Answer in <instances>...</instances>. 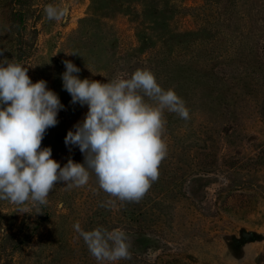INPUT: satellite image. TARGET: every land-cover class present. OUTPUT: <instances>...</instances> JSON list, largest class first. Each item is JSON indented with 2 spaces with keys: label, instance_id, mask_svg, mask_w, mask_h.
Masks as SVG:
<instances>
[{
  "label": "rangeland",
  "instance_id": "obj_1",
  "mask_svg": "<svg viewBox=\"0 0 264 264\" xmlns=\"http://www.w3.org/2000/svg\"><path fill=\"white\" fill-rule=\"evenodd\" d=\"M47 4L68 16L49 21ZM0 49L64 105L41 143L61 167L84 162L64 138L88 111L63 89V60L102 83L148 68L190 115L165 111L167 156L139 202L94 174L46 205L0 200V264H264V0H0ZM77 221L123 230L132 258L98 262Z\"/></svg>",
  "mask_w": 264,
  "mask_h": 264
},
{
  "label": "clouds",
  "instance_id": "obj_2",
  "mask_svg": "<svg viewBox=\"0 0 264 264\" xmlns=\"http://www.w3.org/2000/svg\"><path fill=\"white\" fill-rule=\"evenodd\" d=\"M69 11L54 4L44 7L49 21H62ZM3 51L0 49V56ZM62 63L63 89L72 104L88 109L64 138L69 151L72 146L79 148L84 162L69 158L61 167L52 159L51 147H41L46 131L58 124L57 115L64 105L45 80L33 83L27 67L15 58L0 59V200L46 205L57 183L62 182L65 189L83 187L94 174L109 197L139 202L158 180L159 167L167 156L165 111L187 121L189 109L175 90L164 89L148 68L102 83L81 79L80 68L70 60ZM113 202L110 199L101 206ZM73 228L98 262L132 258L123 230L109 231L101 226L85 231L78 221Z\"/></svg>",
  "mask_w": 264,
  "mask_h": 264
},
{
  "label": "trees",
  "instance_id": "obj_3",
  "mask_svg": "<svg viewBox=\"0 0 264 264\" xmlns=\"http://www.w3.org/2000/svg\"><path fill=\"white\" fill-rule=\"evenodd\" d=\"M168 190H169V188H168V185H167V188L165 189L164 192H166V191H168ZM148 264H157V263H148Z\"/></svg>",
  "mask_w": 264,
  "mask_h": 264
}]
</instances>
